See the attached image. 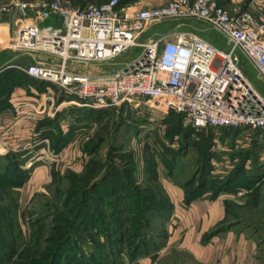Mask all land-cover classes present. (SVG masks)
I'll return each instance as SVG.
<instances>
[{"label": "rangeland", "instance_id": "obj_1", "mask_svg": "<svg viewBox=\"0 0 264 264\" xmlns=\"http://www.w3.org/2000/svg\"><path fill=\"white\" fill-rule=\"evenodd\" d=\"M66 1L78 8L108 0ZM130 1L132 6L136 5L135 0ZM3 4L6 0H0V5ZM261 9L264 13L263 5ZM177 23L182 25L176 27ZM186 30L219 49L229 50L218 32L195 19L161 22L150 27L139 41ZM140 52L139 48H131L109 64H78L73 68L78 71L89 67L94 73L108 74L122 68ZM237 56L240 68L264 96V83L257 79L239 51ZM149 107L110 109L96 117L95 124L80 131L71 145L74 151L85 155L84 165L76 160V153L63 159L59 149H51L57 139L56 134L52 135L50 152L58 157L49 165L34 163L47 167L52 179L44 182L35 193L26 187L34 167L33 164L29 166V160L43 147L10 157L15 158L13 165L8 160L0 164L6 182L13 178L15 170H20L21 176L20 186L4 183L6 187L0 191L5 208L9 209L11 205L0 218V240L4 242L0 249L10 256L3 264H105L109 258L128 259L134 254L142 257L144 251L153 253L166 242V219L154 210V202H160L155 205L160 210L166 209L169 201L152 180L157 173L182 186L186 195L198 178L210 179L212 186L220 187L222 180L237 176L239 172L240 178L248 177L256 170L264 175L263 168L259 167L264 164V129L247 131L253 140L247 148L239 149L228 131L197 128L183 114L164 110L152 113ZM174 114H180V117ZM83 143L91 146L87 148ZM39 156H43L42 153ZM245 158L249 160L248 170H243L241 162L238 164ZM94 161L101 166L95 168ZM109 166L115 175L101 181ZM135 167L137 175L130 174L128 169ZM146 173L147 180L144 179ZM19 176L15 178L19 179ZM156 197L158 200L154 201ZM77 213L79 218L76 220ZM171 258L169 263L162 264H173ZM174 259L187 262V257L179 254H175Z\"/></svg>", "mask_w": 264, "mask_h": 264}, {"label": "built area", "instance_id": "obj_2", "mask_svg": "<svg viewBox=\"0 0 264 264\" xmlns=\"http://www.w3.org/2000/svg\"><path fill=\"white\" fill-rule=\"evenodd\" d=\"M120 2L108 0L75 8L66 0H13L0 5V18L16 11L21 16L28 12L36 16L34 23L14 30L11 47L58 56V65L37 63L28 66L26 72L77 98L81 107L110 110L151 106L152 113L164 110L183 114L201 129H264V96L240 68L237 56L239 51L264 83V0H250L247 9L227 8L217 0H169L151 7L121 6ZM54 16L63 20L61 27L44 24ZM185 19L209 24L225 39L229 50L219 49L191 31L168 32L139 41L156 24ZM131 48L141 52L112 73L90 75L71 69L78 64L112 62ZM50 100L47 96L45 103ZM30 107L32 113L25 114L23 106L17 107L16 113L33 118L45 111L44 106ZM66 153L62 149L59 155ZM56 157L47 145L29 165H49ZM247 194L238 191L235 197L243 199Z\"/></svg>", "mask_w": 264, "mask_h": 264}, {"label": "crops", "instance_id": "obj_3", "mask_svg": "<svg viewBox=\"0 0 264 264\" xmlns=\"http://www.w3.org/2000/svg\"><path fill=\"white\" fill-rule=\"evenodd\" d=\"M12 1L6 0V4ZM168 1L135 0L140 7L158 6ZM217 2L227 8L237 6L247 9L250 0ZM36 19L30 12L21 16L18 11L0 18V140L3 141L0 145V164L10 161V157L20 152L36 151L40 146L45 148V144L51 147V137L56 134L53 144H60L59 150L71 149L63 159L76 153V160L84 165L87 160L85 155L74 151L71 144L87 125L95 124L97 111L88 115L85 113L87 108L79 106L77 98L65 94L52 83L35 80L26 72L28 66L37 63L56 66L60 62L59 57L45 52H20L11 47L14 30L20 25L34 23ZM44 24L61 27L63 20L54 16ZM181 25L177 23L176 27ZM71 69L90 75L99 74L89 67L78 71L76 67ZM47 96L51 100L45 103ZM19 106H23L25 114L32 113L30 106H44L45 111L33 118L21 116L16 113ZM249 130L222 129L220 132L228 131L236 141V148L243 149L253 140L246 134ZM83 146H87L86 143ZM225 151L231 153L230 150ZM39 160L37 158L36 161ZM240 162L243 170L249 169L248 159L238 164ZM33 166L26 187L29 186L27 189L35 193L44 182L52 179V173L44 165ZM259 167L264 172V164ZM261 174L256 170L250 176L240 178L239 172L237 176L222 180L220 187L212 186L210 179H206L201 186L198 178L192 182L194 186L190 189L199 188L198 192L187 197L182 186L157 173L156 183L169 201L168 210L163 215L166 219V242L149 255L115 258L106 264H162L169 263L170 257L173 264H264V175ZM238 191H248V194L243 199H237L235 194ZM18 199L19 204L21 195ZM173 254L187 257V262L174 259Z\"/></svg>", "mask_w": 264, "mask_h": 264}, {"label": "trees", "instance_id": "obj_4", "mask_svg": "<svg viewBox=\"0 0 264 264\" xmlns=\"http://www.w3.org/2000/svg\"><path fill=\"white\" fill-rule=\"evenodd\" d=\"M131 3H132V1H130V0H121V2H120V4H121V6H124V5H131ZM97 111V112H96ZM108 110H94V109H86L85 110V113H88V115H91V114H93V113H95L96 112V117H101V114L102 113H104V112H107ZM174 115H176V116H178V117H180V114H174ZM182 116V115H181ZM210 129V128H209ZM60 143V142H59ZM91 146V144H88L86 147L88 148V147H90ZM53 148L55 149V150H57V149H60V144H58V145H53ZM95 147H94V145L92 146V149H94ZM12 160V161H11ZM10 163H11V165H13L16 161H15V158H12V159H10V161H9ZM92 165L95 167V168H98V167H100L101 165H99L98 164V162L97 161H94L93 163H92ZM130 168V167H129ZM112 171H114L113 170V168L111 167V166H109L107 169H106V171L104 172V175H103V178H102V180L101 181H105V179L108 177V176H111V175H115V173H113ZM128 171H129V173L130 174H136L137 175V172H136V167L134 168V169H128ZM3 172H4V169H3V171H1V169H0V178H1V181H3V183H2V185L0 184V186L3 188V189H5V187H6V185L5 184H7V186L9 185V184H16V183H18L17 185H19L20 186V184H21V176H19L20 175V170H19V172H17V170H15V172H14V176H12L13 178H11V179H8V181L6 182V180L4 179V174H3ZM147 173L149 174V171H148V169H147ZM147 173H146V177L144 178V179H148L149 177H147ZM19 176V179H16L15 177L16 176ZM11 177V176H10ZM118 177V176H117ZM206 179L207 178H205V179H200L199 181L201 182V186L202 185H204V182L206 181ZM11 180V181H10ZM154 182H156V177L155 178H153L152 179ZM11 182V183H10ZM5 183V184H4ZM198 190H199V188H195V190H190L189 192H187L188 193V195H187V197H189V194L190 193H192V195H194L195 193H197L198 192ZM86 193H88L89 191H85ZM85 193V194H86ZM156 195H159V194H157L156 193ZM86 198V197H85ZM86 199H84L83 201H84V204H85V201ZM157 201L158 200V198L156 197V199H154V201ZM156 203V204H155ZM158 203H160V202H154V204L155 205H157ZM6 204H5V201H4V198L2 197V195L0 194V218H1V216L2 217H4V214H5V210H7V212H8V210H10V207H11V205L9 206V209H7V208H5L6 206H5ZM154 205V207H156V209H154L155 211H158L159 212V215L160 216H162L163 217V215L165 214L164 212L165 211H167L168 209V207L166 208V209H160V210H158L157 209V206H155ZM158 205H160V204H158ZM16 206H17V204H16ZM8 207V206H7ZM79 213V212H78ZM78 213H77V216H76V220L79 218V215H78ZM80 214V213H79ZM75 220V221H76ZM1 229V228H0ZM1 243H2V245L4 244V242H1V240H0V246H2L1 245ZM2 248V247H1ZM157 248H155V250H156ZM153 251V250H152ZM151 253V251H144V254L143 255H145V254H147V255H149ZM8 255V252H6L5 250H3V249H0V263H5V261L10 257V256H7ZM138 255H140V254H134L133 256H131L130 258H136V257H139ZM111 256H113V254L111 255ZM115 259V258H114ZM114 259H112V260H114ZM111 260V258H109L108 260L106 259V261L104 262L105 264L107 263V262H109V261H112Z\"/></svg>", "mask_w": 264, "mask_h": 264}]
</instances>
